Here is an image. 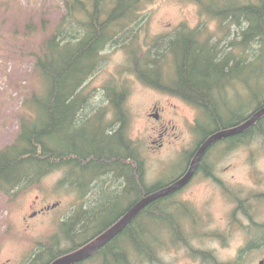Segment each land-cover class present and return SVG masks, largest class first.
I'll return each instance as SVG.
<instances>
[{
  "label": "trees",
  "instance_id": "trees-1",
  "mask_svg": "<svg viewBox=\"0 0 264 264\" xmlns=\"http://www.w3.org/2000/svg\"><path fill=\"white\" fill-rule=\"evenodd\" d=\"M145 1L148 0H65V13L35 54L33 69L40 81L39 89L24 99L28 111L20 118L15 140L0 149V193L14 197L49 173L61 170L60 187L69 186L78 199H87L94 192L100 198L86 207L80 205L61 220L58 231L32 253L26 264H47L79 247L127 211L125 200L132 196L134 199L128 202L134 203L136 198L158 188L142 184V193L137 181L141 170L135 161L132 169L129 163L126 165L127 158L134 156L135 160L139 152L126 134L125 91L105 87L103 103L97 104L85 94L89 78L97 72L103 52L110 47L129 53L133 70L140 78L198 108L201 114L197 132L208 127L198 140L205 139L213 128L227 126L229 123H222V117L234 114L230 123L241 122L264 106L262 97L254 100V108L236 114L226 97L229 85L243 81L242 64L249 65L255 57L264 58V0H190L206 19L218 22L220 38L214 40L211 35L210 39H202L201 26L189 28L183 23L143 47L140 41L146 32ZM168 67L172 74L167 73ZM107 107L115 111L109 122L105 120ZM253 128L263 135L264 115L246 131L245 137ZM117 180L122 186L107 191V182ZM117 205L114 216L101 223ZM167 210L161 206L138 214L106 246L76 264H136V260L154 258L159 235L148 230L141 220L148 215L161 225L178 228L175 216ZM64 240L70 246L58 249Z\"/></svg>",
  "mask_w": 264,
  "mask_h": 264
},
{
  "label": "rangeland",
  "instance_id": "rangeland-1",
  "mask_svg": "<svg viewBox=\"0 0 264 264\" xmlns=\"http://www.w3.org/2000/svg\"><path fill=\"white\" fill-rule=\"evenodd\" d=\"M143 9L147 12L146 32L140 41L143 47L183 23L189 28L201 26L202 39H210L211 35L214 40L220 38L218 22L206 19L190 0H148ZM64 13L65 0H0V149L16 138L20 118L28 111L24 99L39 89L40 81L33 69L35 54ZM102 56V64L89 78L85 94L97 104L103 103L105 87L125 91L126 134L144 158L145 183L165 180L179 170L183 157L198 142L202 130L208 128L202 127L199 133L196 130L201 112L174 93L140 78L125 49L110 47ZM167 73L172 74L169 67ZM241 78L243 81L226 90L236 114L254 108V100L264 97V58L255 57L249 65L242 64ZM114 112L107 107L106 122L113 120ZM166 123L169 136L165 134V139L170 142L165 141L162 150L154 151L152 146L160 142L158 132ZM153 140L157 141L154 145ZM207 155L211 170L220 181L196 177L169 202L184 204L180 211L174 205L176 208L163 206V210L172 212L170 216L178 215L181 222L176 229L143 217L142 223L159 239L154 258L136 260V264H258L264 259V133L258 135L254 131L230 149L216 145ZM62 176L61 170H55L14 197L0 193V264H26L32 253L58 231L61 220L80 205L86 207L99 200L97 192L87 199H78L69 186L58 185ZM112 183L106 184L109 192L117 189ZM225 187L231 188L230 195L223 190ZM242 205L251 209L248 218L240 214ZM117 209L118 205L100 222L113 217ZM251 223L257 225L261 242H254L258 232L254 233ZM69 246L64 240L57 248Z\"/></svg>",
  "mask_w": 264,
  "mask_h": 264
},
{
  "label": "water",
  "instance_id": "water-1",
  "mask_svg": "<svg viewBox=\"0 0 264 264\" xmlns=\"http://www.w3.org/2000/svg\"><path fill=\"white\" fill-rule=\"evenodd\" d=\"M264 115V106L255 109L251 115L246 118L242 123L235 127L225 128L207 136L202 143L199 145L195 155L190 163V166L187 172L171 183L170 185L163 187L157 191L148 193L144 195L141 199L136 201L131 207L127 209V211L112 225L108 228L92 237L79 247L68 251L47 264H76L79 262H83L90 257H92L95 253H97L101 248L106 246L110 241L114 239L119 233H121L128 224L144 209L147 205L157 200L160 197L166 196L183 186H185L188 181L193 176V173L196 170L197 164L200 161L201 157L206 153L208 148L218 140L223 138L233 136L235 134H239L251 126H253L262 116ZM52 205L51 207H53ZM50 208V207H47ZM258 264H264V259L260 260Z\"/></svg>",
  "mask_w": 264,
  "mask_h": 264
},
{
  "label": "flooded vegetation",
  "instance_id": "flooded-vegetation-1",
  "mask_svg": "<svg viewBox=\"0 0 264 264\" xmlns=\"http://www.w3.org/2000/svg\"><path fill=\"white\" fill-rule=\"evenodd\" d=\"M177 96V95H176ZM179 97V96H178ZM181 98V97H180ZM230 115H226V117H229ZM226 117L224 118V117H222L221 118V120H222V123L224 122L225 124L227 123H229L230 124V126H229V124L227 125V126H225V127H223V126H221L220 125V128H213V130H212V132L210 133V134H212V133H214L215 131H218V130H221V129H225V128H230V127H235V126H237V125H239L240 123H242L246 118H244V119H242V121L241 122H238V121H236V122H234V123H230L231 122V120L232 119H228V120H226ZM194 121H196V119L194 120ZM194 124H195V122H194ZM232 124V125H231ZM192 126H193V123H192ZM254 126V125H253ZM196 127H197V125H196ZM252 127V126H251ZM250 127V128H251ZM161 128H163L161 131L159 130V132H158V135H159V139H160V142L156 145V146H152V148H153V150L154 151H156V150H158V151H160V150H162L164 147H165V141H166V139H165V134H166V136H167V138H168V136H169V132H168V129H169V127H168V123H166V124H163V125H161ZM249 128V129H250ZM215 129V130H214ZM254 130H255V128H253V129H251V130H249V134H252L253 132H254ZM246 131H248V129L247 130H245V131H243V132H241V133H239V134H235V135H233V136H229V137H226V138H223V139H221V140H218V141H216L215 143H213L209 148H208V150L206 151V153L201 157V159H200V161L198 162V164H197V167H196V170H195V172L193 173V176L191 177V179L188 181V183L185 185V186H183L182 188H180V189H178V190H176V191H174V192H172V193H170V194H168V195H166V196H163V197H160V198H158L157 200H155V201H153V203H150V205H147V207L144 209V210H142L139 214H146V212H148V210L150 209V208H156V207H158V208H160L161 206L163 207H172V208H176V207H179V208H176V209H179V211H180V208H183L184 207V204H177L178 202H174V203H169V202H172L174 199L173 198H175L180 192H183L195 179H196V177H204L205 179H211V180H215V181H218L219 179L215 176V174H214V172H213V170H211V165H209V161H208V155H207V153H208V151L212 148V147H214V146H216V145H219V144H222L223 146H226L227 145V147L230 149L231 148V146L233 147V146H235V145H240L242 142H243V140L245 139V136H246ZM255 133H256V131H255ZM209 134V135H210ZM248 134V135H249ZM208 135V136H209ZM204 139L203 138H200L199 140H198V142L193 146V148H192V150H190V153L188 154V155H186V156H184L183 157V161H182V165L180 166V168H179V170L177 171V170H175L174 171V174H172V175H170L169 177H167L165 180L163 179V180H156L155 182H153V184L151 185V184H146L145 183V173H146V167H145V161H144V158L141 156V154L139 153L137 156H136V159L134 160V156H132V157H128L127 158V161H126V165H128V163H129V169H132V167L133 166H135V164H136V166H137V168H139L140 170H141V172L139 173V176L137 175V181L139 182V184H141V186H142V184L145 186V188L146 187H151V186H154V185H158V188H156V189H154L152 192H154V191H157V190H159V189H161V188H163V187H166V186H168V185H170L171 183H173L174 181H176L177 179H179L180 177H182L186 172H187V170H188V168H189V166H190V163H191V161H192V159H193V157H194V155H195V152L197 151V149H198V147H199V145L202 143V141H203ZM167 142V144L170 142V141H166ZM152 143H153V145L154 144H156L157 143V141H155V140H153L152 141ZM129 161V162H128ZM134 161H135V164H134ZM212 162H214V161H212ZM177 171V172H176ZM125 181V180H124ZM220 181V180H219ZM123 184V183H122ZM122 184H121V181L120 180H117V182H114V185H115V188H118V187H121L122 186ZM125 184V183H124ZM159 185H160V187H159ZM145 188H143V186H142V193H144L145 192ZM223 190L225 191V193H227V195H230L231 194V188L229 189V188H227V187H225V188H223ZM151 193V192H150ZM144 195H146V194H144ZM144 195H142L140 198H136L135 200L136 201H138L139 199H141ZM131 198H132V196H131ZM130 198V199H131ZM130 199H128V200H125L124 201V203H125V209L127 210L129 207H131L134 203L133 202H128ZM134 198H132V200H133ZM231 199H233V198H231ZM131 200V201H132ZM243 202H244V200H243ZM132 203V204H131ZM233 204H235V203H233ZM176 206V207H174V206ZM183 205V206H182ZM243 207L242 208H238V207H240V206H238L237 208L239 209V210H241V213L240 214H243V216L244 217H246L247 216V218L249 217V212L251 211V209H248L247 208V206L246 205H242ZM145 216H148V215H145ZM174 217V216H173ZM178 218V215H176L175 216V222L177 223V224H179L181 221H179V220H177V218ZM150 220V217H149V219H148V221ZM251 224H254V223H251ZM254 228H255V232L254 233H256V232H258V229H257V225L256 224H254ZM259 233L260 232H258L257 233V235L256 236H258V238L257 239H255V243H257V242H261L262 241V239H263V237L262 236H260L259 235ZM259 263V262H258Z\"/></svg>",
  "mask_w": 264,
  "mask_h": 264
},
{
  "label": "bare ground",
  "instance_id": "bare-ground-1",
  "mask_svg": "<svg viewBox=\"0 0 264 264\" xmlns=\"http://www.w3.org/2000/svg\"><path fill=\"white\" fill-rule=\"evenodd\" d=\"M168 75H169V74H168ZM252 111H253V110H252ZM248 114H249V113H248ZM248 117H249V116H248ZM145 208H146V207H145ZM145 208H144V209H145Z\"/></svg>",
  "mask_w": 264,
  "mask_h": 264
}]
</instances>
